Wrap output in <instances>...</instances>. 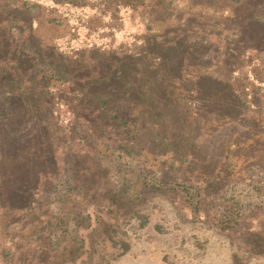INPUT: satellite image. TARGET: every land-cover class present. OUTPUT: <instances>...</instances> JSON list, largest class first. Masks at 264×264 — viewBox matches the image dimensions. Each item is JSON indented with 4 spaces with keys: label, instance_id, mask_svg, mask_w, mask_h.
I'll return each instance as SVG.
<instances>
[{
    "label": "trees",
    "instance_id": "trees-1",
    "mask_svg": "<svg viewBox=\"0 0 264 264\" xmlns=\"http://www.w3.org/2000/svg\"><path fill=\"white\" fill-rule=\"evenodd\" d=\"M222 20L240 31L239 50L231 51L244 62L224 73L191 72L200 27ZM178 28L179 42H166ZM262 66L264 0H0V260L20 242L61 246L63 230L43 224L44 213L35 211L31 239L20 231L5 238V217L37 208L57 155L74 156L66 143L86 147L93 140L131 157L144 143L162 148L166 165L154 172L155 183L145 178L137 198L119 206L117 218L116 203L92 202L97 189H88L74 230L83 252L52 264H86L90 240L104 224L116 227L156 195L189 220L245 238L253 255L264 251V204L226 193L240 159L245 170L259 169L244 179L264 193V78L256 73ZM242 79L250 86L241 88ZM83 149V161L97 159ZM81 167L67 168L69 188L80 189L91 173Z\"/></svg>",
    "mask_w": 264,
    "mask_h": 264
},
{
    "label": "rangeland",
    "instance_id": "rangeland-1",
    "mask_svg": "<svg viewBox=\"0 0 264 264\" xmlns=\"http://www.w3.org/2000/svg\"><path fill=\"white\" fill-rule=\"evenodd\" d=\"M198 26L194 25L196 32H198ZM200 30L202 31L198 35L195 52L190 57L195 67L190 69L191 72L201 69L224 73L228 72L230 64L244 62L245 59L234 57L231 51V49L239 50L236 43L242 42L239 39L240 31L236 26L231 25V22L222 20L216 25L200 27ZM180 32L181 30L177 33L170 32L166 42H179ZM15 33L22 35L19 31ZM251 55L255 56V53L251 52ZM257 68L256 73L264 78V66ZM242 81L244 85H241V88L251 84H249L251 81L245 82L243 79ZM260 94L263 93L260 91ZM249 115L245 119H249ZM45 127L52 130L48 126ZM221 140L216 134L214 141ZM88 144L84 147L82 143L77 145L66 143L67 148H73L74 156L66 157L67 153L64 156L57 155L56 165L51 168L54 176L46 183L47 188L41 190L36 202L37 208L10 211L5 217V238H11L20 231L23 233L21 237L31 239L32 233H29V227L33 225L35 211L44 213L47 220L43 224L52 222L59 230H63L61 246L46 247L41 241V246L37 245V241L35 245L16 243V247H13L9 255L0 260L1 264L9 261L12 264H52L72 258L79 249H81L79 252H83L80 240L74 238V230L80 213V201L86 199L88 189L94 185L97 189L90 198L92 202L116 203L111 212L112 216L117 218L119 206L126 205L137 198L145 178L155 183L154 172L162 170L166 165L163 161V149H153L147 143H144L142 147L139 146L141 152H137L133 157L121 155L110 142L93 140ZM90 145L98 147L97 151L92 152ZM56 146L57 143H54V150ZM83 148L90 150V158L97 159L88 163L83 161L82 157L77 155V150H84ZM81 153L84 154V152ZM220 157L218 153L211 156V159L216 162ZM66 159H69V163H65ZM243 160L233 163L235 165L232 169L237 173L234 175L235 179L229 183L226 193L229 197L233 194L240 203L264 204V193H255L253 186L247 185L244 179L250 173L257 176L259 169L245 170L241 166ZM71 165L79 168L80 166L89 167L91 170V173L85 176V183L80 189L69 188L65 182L67 174L71 172L67 168ZM213 165L215 166V163ZM145 167L147 169L144 171ZM172 172L176 173V170ZM185 175L189 173L185 171L183 176ZM56 183L58 185L55 187ZM54 187L56 189L53 190ZM60 222L63 224L58 226ZM114 227L112 221H109L99 229L95 238L92 237L90 241L94 251L86 264H264L263 249L260 248L261 252L253 255L245 246L247 241L245 238L210 229L185 218L174 203L162 195L151 196L146 202L131 210L124 221L115 227L116 229ZM47 238L53 243L58 241L56 235H48ZM0 239L5 240L2 236ZM46 242L51 244L50 241L46 240Z\"/></svg>",
    "mask_w": 264,
    "mask_h": 264
}]
</instances>
